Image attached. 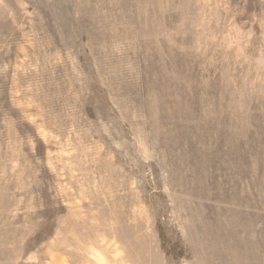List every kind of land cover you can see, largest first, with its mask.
<instances>
[{
  "label": "rangeland",
  "instance_id": "rangeland-1",
  "mask_svg": "<svg viewBox=\"0 0 264 264\" xmlns=\"http://www.w3.org/2000/svg\"><path fill=\"white\" fill-rule=\"evenodd\" d=\"M0 264H264V0H0Z\"/></svg>",
  "mask_w": 264,
  "mask_h": 264
}]
</instances>
